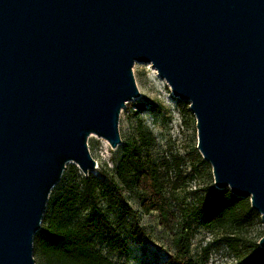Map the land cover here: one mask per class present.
Instances as JSON below:
<instances>
[{
	"label": "water",
	"instance_id": "water-1",
	"mask_svg": "<svg viewBox=\"0 0 264 264\" xmlns=\"http://www.w3.org/2000/svg\"><path fill=\"white\" fill-rule=\"evenodd\" d=\"M135 63L189 103L214 189L264 225V0H0V264H35L66 166L96 168L89 136L121 143Z\"/></svg>",
	"mask_w": 264,
	"mask_h": 264
},
{
	"label": "rangeland",
	"instance_id": "rangeland-1",
	"mask_svg": "<svg viewBox=\"0 0 264 264\" xmlns=\"http://www.w3.org/2000/svg\"><path fill=\"white\" fill-rule=\"evenodd\" d=\"M132 72L140 96L128 102L119 114L121 143L112 149L107 141L96 135L91 134L87 140L89 154L96 162L95 170L89 175L107 186L114 198L131 208L126 221L119 223L107 209V198L101 196L98 200L101 209L108 211L114 227L126 241L127 251L108 254L99 241H96V249L116 264H166L175 253L168 233L159 225L158 215L153 212L144 214L137 194L127 190L114 175L116 165L131 158L135 148L141 163L156 170L163 199L177 214L181 225L187 228L190 256L194 262L264 264V249L258 246L264 235L260 216L256 218L242 208H234L227 214L224 224L209 228L194 215L197 203L210 196L214 184L211 167L197 150L195 118L189 111V103L173 98L167 83L150 64L135 63ZM142 133L149 134L145 144ZM74 172L83 176L77 165L71 162L66 166L64 181L61 179L54 187L49 199L65 191L66 180L69 182ZM81 202L82 198L71 211L73 221L85 217ZM43 227L41 222L39 230ZM35 264H39L37 259Z\"/></svg>",
	"mask_w": 264,
	"mask_h": 264
},
{
	"label": "trees",
	"instance_id": "trees-1",
	"mask_svg": "<svg viewBox=\"0 0 264 264\" xmlns=\"http://www.w3.org/2000/svg\"><path fill=\"white\" fill-rule=\"evenodd\" d=\"M147 137L148 133L141 134L143 144ZM114 175L127 190L137 194L144 214L153 212L158 215L159 225L168 233L170 245L175 249L166 264H197L190 256L187 228L181 225L177 214L163 199L156 170L141 163L135 148L131 158H125L116 165ZM61 179L64 181V173ZM101 196L107 198V209L111 215L114 214L119 223L125 222L131 208L114 198L108 187L91 175L83 177L74 172L73 178L69 182L66 180L65 191L48 199L42 218L44 227L33 238V256L39 264H116L96 249V241H99L108 254L127 251L126 241L114 227L108 211H103L98 204ZM81 198L85 217L73 221L71 211ZM234 208H242L259 218L251 210L248 199H237L228 189H214L209 197L197 203L193 213L205 227L211 228L224 224L227 214Z\"/></svg>",
	"mask_w": 264,
	"mask_h": 264
},
{
	"label": "bare ground",
	"instance_id": "bare-ground-1",
	"mask_svg": "<svg viewBox=\"0 0 264 264\" xmlns=\"http://www.w3.org/2000/svg\"><path fill=\"white\" fill-rule=\"evenodd\" d=\"M173 98H175V97L173 96Z\"/></svg>",
	"mask_w": 264,
	"mask_h": 264
}]
</instances>
